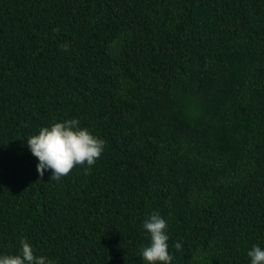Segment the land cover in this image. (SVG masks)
I'll use <instances>...</instances> for the list:
<instances>
[{"label": "trees", "instance_id": "trees-1", "mask_svg": "<svg viewBox=\"0 0 264 264\" xmlns=\"http://www.w3.org/2000/svg\"><path fill=\"white\" fill-rule=\"evenodd\" d=\"M72 118L103 153L40 176L27 137ZM153 212L171 264L264 248V0H0V254L145 264Z\"/></svg>", "mask_w": 264, "mask_h": 264}, {"label": "clouds", "instance_id": "clouds-1", "mask_svg": "<svg viewBox=\"0 0 264 264\" xmlns=\"http://www.w3.org/2000/svg\"><path fill=\"white\" fill-rule=\"evenodd\" d=\"M65 50L67 46H64ZM27 147L37 159V172L40 176L51 170V179L59 180L77 165H87L85 173L104 151L105 141L86 128L81 127L77 119H66L43 126L38 133L27 137ZM143 229L149 233L150 242L141 250L145 264H171L173 256L169 249L168 222L159 213L153 212L143 222ZM176 250L182 244L174 242ZM250 264H264V248L252 245L247 251ZM0 264H54L45 255H36L33 246L26 240L20 241L17 254H0Z\"/></svg>", "mask_w": 264, "mask_h": 264}]
</instances>
